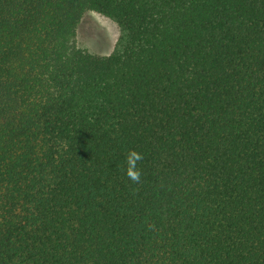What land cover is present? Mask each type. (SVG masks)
<instances>
[{
	"label": "trees",
	"instance_id": "16d2710c",
	"mask_svg": "<svg viewBox=\"0 0 264 264\" xmlns=\"http://www.w3.org/2000/svg\"><path fill=\"white\" fill-rule=\"evenodd\" d=\"M0 264H264V0H0Z\"/></svg>",
	"mask_w": 264,
	"mask_h": 264
},
{
	"label": "rangeland",
	"instance_id": "374dc122",
	"mask_svg": "<svg viewBox=\"0 0 264 264\" xmlns=\"http://www.w3.org/2000/svg\"><path fill=\"white\" fill-rule=\"evenodd\" d=\"M119 27L110 17L97 11L85 12L76 30V43L96 54H109L118 39Z\"/></svg>",
	"mask_w": 264,
	"mask_h": 264
},
{
	"label": "clouds",
	"instance_id": "9594fccd",
	"mask_svg": "<svg viewBox=\"0 0 264 264\" xmlns=\"http://www.w3.org/2000/svg\"><path fill=\"white\" fill-rule=\"evenodd\" d=\"M142 158V155L135 150H131L126 157V174L134 182L140 179V170L137 167V162L142 160Z\"/></svg>",
	"mask_w": 264,
	"mask_h": 264
}]
</instances>
